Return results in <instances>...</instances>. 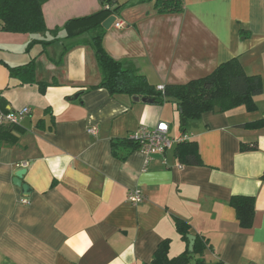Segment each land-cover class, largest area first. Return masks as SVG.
Here are the masks:
<instances>
[{
  "label": "crops",
  "instance_id": "0c3cea01",
  "mask_svg": "<svg viewBox=\"0 0 264 264\" xmlns=\"http://www.w3.org/2000/svg\"><path fill=\"white\" fill-rule=\"evenodd\" d=\"M106 1L128 5L117 18L124 26L107 30L105 49L155 88L205 77L234 58L264 87V0H182L176 14H159L154 1L49 0L42 8L49 31L0 29V113L30 109L17 143L0 150V264H151L166 239L170 257L189 251L177 219L206 245L188 264H264V125L241 127L264 122V91L253 112L216 107L174 135L175 104L92 89L102 75L90 36L65 39L63 27ZM41 40L54 43L44 47ZM32 58L45 91L10 76L9 67ZM159 122L171 125L173 138L195 141L203 165L181 164L178 143L164 154L114 153L115 143ZM21 169L29 194L13 183ZM135 189L145 195L138 205L128 201ZM235 196L255 198L250 227L240 224Z\"/></svg>",
  "mask_w": 264,
  "mask_h": 264
},
{
  "label": "trees",
  "instance_id": "16d2710c",
  "mask_svg": "<svg viewBox=\"0 0 264 264\" xmlns=\"http://www.w3.org/2000/svg\"><path fill=\"white\" fill-rule=\"evenodd\" d=\"M49 0H0V29L8 33L35 35L49 31L43 15V5ZM154 1L155 9L159 14H176L183 10L182 0H140L139 2ZM128 3H113L106 1L103 8L89 16L69 20L63 29L66 31L65 39H74L83 34L90 36L89 43L94 49L95 56L101 71L102 80L96 88H104L111 95H126L129 97L148 98L153 103L163 105L173 103L180 112L181 131H185L189 120L199 118L203 113L212 111L216 107L227 111L244 106L247 111L253 112L257 109L255 98L263 91V80L259 75H247L240 61L236 58L220 64L213 72L205 77L194 79L186 84H170L164 86L163 90L155 88L134 68H127L122 62L114 59L105 49L103 40L107 30L103 28V22L110 16H120L121 11ZM57 31V29L53 30ZM39 40H33L29 49ZM44 47L54 43L52 41H40ZM70 48H66L63 55ZM35 61L32 58L28 63L9 67L12 78L20 80L23 85L38 84L45 91L48 84L37 82L35 77ZM8 112V111H4ZM264 122L242 124L241 127L257 129ZM21 129L18 125L0 127V150L5 145H15L18 141L17 132ZM253 145L242 144L241 151H250L256 148ZM119 148L138 149V145L130 138L122 139L114 144V153L118 154ZM178 160L183 165L201 166L203 161L200 156L198 145L195 141L184 140L178 143L176 148ZM264 181V174L262 176ZM235 208L240 224L250 227L253 222L255 210V198L235 196L231 200ZM176 230L181 237L189 242L188 234L190 225L183 220L177 219ZM170 240L161 242L155 252L151 264H188L191 256L203 253L206 245L197 239L193 252L184 251L175 256H169ZM196 264H208L203 259H197Z\"/></svg>",
  "mask_w": 264,
  "mask_h": 264
},
{
  "label": "built area",
  "instance_id": "2783aa9c",
  "mask_svg": "<svg viewBox=\"0 0 264 264\" xmlns=\"http://www.w3.org/2000/svg\"><path fill=\"white\" fill-rule=\"evenodd\" d=\"M114 26L116 28H122L124 25L122 22L116 21ZM159 89L163 90L164 86H160ZM29 113L30 109L28 107L16 111L1 112L0 127L6 125H18ZM97 131V127L89 129V133L93 135H95ZM129 138L138 145V150L147 156L164 154L173 144L188 140L186 135H182L179 138H173L171 136V125L167 122H159L154 128L143 126L136 132L132 133ZM144 199L145 195L138 189L131 190L128 193V201L133 205L142 203Z\"/></svg>",
  "mask_w": 264,
  "mask_h": 264
},
{
  "label": "water",
  "instance_id": "95a60500",
  "mask_svg": "<svg viewBox=\"0 0 264 264\" xmlns=\"http://www.w3.org/2000/svg\"><path fill=\"white\" fill-rule=\"evenodd\" d=\"M116 21H117L116 16H110L108 19H106L103 22L102 26L104 29L109 30L114 26ZM133 100L136 102L143 101L145 103H153L154 102V100H152V99H148V98H142L141 99L139 97H134ZM216 111H219V109L216 108ZM181 122H182V124H185L184 119H182ZM25 173H26V169H21L18 172H16L15 177L13 179V183L17 187L22 188L24 194H29L31 192V188L28 185L24 184L22 181ZM188 239H189V251L193 252V248H194V244H195V237L192 235H189Z\"/></svg>",
  "mask_w": 264,
  "mask_h": 264
},
{
  "label": "rangeland",
  "instance_id": "374dc122",
  "mask_svg": "<svg viewBox=\"0 0 264 264\" xmlns=\"http://www.w3.org/2000/svg\"><path fill=\"white\" fill-rule=\"evenodd\" d=\"M179 117L176 115H174V119H173V133L175 134H180L181 132V123H180V119H178Z\"/></svg>",
  "mask_w": 264,
  "mask_h": 264
}]
</instances>
